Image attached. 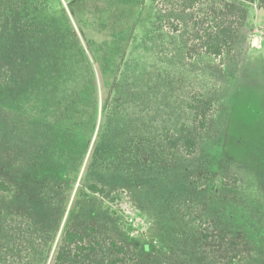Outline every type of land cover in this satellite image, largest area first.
Listing matches in <instances>:
<instances>
[{
    "label": "trees",
    "instance_id": "16d2710c",
    "mask_svg": "<svg viewBox=\"0 0 264 264\" xmlns=\"http://www.w3.org/2000/svg\"><path fill=\"white\" fill-rule=\"evenodd\" d=\"M255 1L149 0L155 14L143 46L153 51L155 61L147 66L132 59L120 73L109 68L110 55L102 66L94 58V68L75 34L44 21L46 0H0V96L37 101L40 95L46 102L43 113L52 111L73 133L69 150L83 152L77 168L66 170L65 182L45 185L38 176L17 190L0 180V264L249 262L251 247L239 231L218 224L209 223L211 237L206 232L198 237L179 217L175 226L164 227L167 242L171 237L177 242L168 250L161 240L157 245L126 233L117 237L102 203L127 187L124 175L135 180L150 169L151 175L193 170L187 160L212 128L221 100L218 83L231 77L235 47ZM106 146L113 156L105 154ZM68 155L62 151L63 158ZM105 177L116 182L104 184ZM232 180L236 187L237 178ZM170 182L171 190L178 187ZM70 185L76 186L73 199L56 233L53 224H60L68 204L60 196ZM227 186L221 181L209 189ZM170 187L159 192L163 211L177 215L183 205L188 216L196 217L202 204L194 193H178L179 187L169 193ZM86 217L92 221L75 224Z\"/></svg>",
    "mask_w": 264,
    "mask_h": 264
},
{
    "label": "rangeland",
    "instance_id": "374dc122",
    "mask_svg": "<svg viewBox=\"0 0 264 264\" xmlns=\"http://www.w3.org/2000/svg\"><path fill=\"white\" fill-rule=\"evenodd\" d=\"M44 9L43 20L60 27L64 33L75 34L94 68V58L102 66L108 55L109 68L120 73L132 59L147 66L155 61L153 51L143 46L155 14L149 0L140 4L118 0H46ZM72 54L78 55L77 48ZM234 59L235 63L229 67V81L218 83L221 100L213 113L212 128L198 144L194 156L187 160L193 170L189 167L191 171L181 169L180 173L151 175L150 169L135 180L124 175L127 187L113 191L109 197H114L113 201L102 203L106 218L112 220L110 227L115 236L126 233L157 245L161 240L168 250L173 242L172 237L167 242L164 227L175 226L179 217L182 221L185 218L184 226L188 229L192 226L198 237L204 232L211 237V224H218L239 231L245 244H249L251 258L245 264H264V207L259 204H264V0L250 5ZM37 101L0 96V180L17 190L38 176H43L45 185L65 182L66 170L77 168L83 155L80 148L69 150L75 143L73 133L63 123L59 124L52 111L43 113L46 102L40 95ZM106 149L108 157L114 155L110 147ZM62 151L69 155L63 158ZM87 157L88 154L80 171ZM233 178H237L236 187ZM170 180L179 188L171 190ZM221 181L228 186L219 187L218 192L210 191L211 186ZM102 182L116 181L105 177ZM167 185L169 193L177 188L178 193H194L193 199L202 204L196 208V217L188 216L183 205H179L177 215L163 211L159 192ZM72 187L60 196L68 204L60 224L58 220L53 224L56 233L62 229L72 202L76 186ZM91 221L86 217L75 224ZM189 236L194 239L191 231ZM184 260L186 264H205L198 259Z\"/></svg>",
    "mask_w": 264,
    "mask_h": 264
}]
</instances>
